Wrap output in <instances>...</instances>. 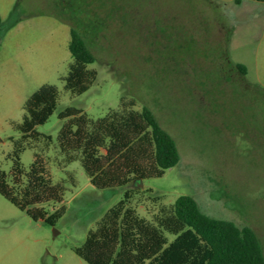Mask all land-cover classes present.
Returning <instances> with one entry per match:
<instances>
[{"label":"rangeland","instance_id":"1","mask_svg":"<svg viewBox=\"0 0 264 264\" xmlns=\"http://www.w3.org/2000/svg\"><path fill=\"white\" fill-rule=\"evenodd\" d=\"M0 15V170L11 168L26 99L54 84L55 110L20 161L28 170L43 154L53 183L65 186L53 224L0 194V264H88L74 249L127 188L146 218L189 194L205 214L253 228L264 251V0H0ZM71 27L94 55L95 79L80 94L62 78ZM130 98L152 109L179 161L142 185L97 189L79 154L68 162L60 151L58 114L74 106L95 119Z\"/></svg>","mask_w":264,"mask_h":264},{"label":"trees","instance_id":"2","mask_svg":"<svg viewBox=\"0 0 264 264\" xmlns=\"http://www.w3.org/2000/svg\"><path fill=\"white\" fill-rule=\"evenodd\" d=\"M69 50L73 60L62 77L64 88L80 94L95 79L96 71L87 68L94 55L74 27L70 28ZM237 67L246 72L244 65ZM57 98V86L44 83L26 99L19 124L21 136L10 153L11 168L0 170V194L33 220L50 224L64 213L65 186L53 183L43 154L35 153L25 170L20 153L29 139L38 138L36 126L47 121ZM134 105L133 98L122 100L118 108L95 119L74 106L58 114L64 119L57 135L60 151L68 162L75 159L74 153L79 154L97 189L128 186L139 179L161 176L179 161L176 140L152 109L144 105L136 110ZM132 189L127 188L124 197L96 220L82 245L74 249L88 264H264L261 241L250 226L205 214L189 194L179 195L151 218L142 217L129 205ZM49 202L61 206L49 213L44 205Z\"/></svg>","mask_w":264,"mask_h":264},{"label":"water","instance_id":"3","mask_svg":"<svg viewBox=\"0 0 264 264\" xmlns=\"http://www.w3.org/2000/svg\"><path fill=\"white\" fill-rule=\"evenodd\" d=\"M142 179H139L136 185H142Z\"/></svg>","mask_w":264,"mask_h":264},{"label":"flooded vegetation","instance_id":"4","mask_svg":"<svg viewBox=\"0 0 264 264\" xmlns=\"http://www.w3.org/2000/svg\"><path fill=\"white\" fill-rule=\"evenodd\" d=\"M246 73V72H245ZM245 73H242L243 75H245Z\"/></svg>","mask_w":264,"mask_h":264}]
</instances>
